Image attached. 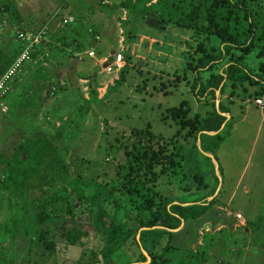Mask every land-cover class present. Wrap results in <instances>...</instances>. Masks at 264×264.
<instances>
[{
	"label": "rangeland",
	"instance_id": "obj_1",
	"mask_svg": "<svg viewBox=\"0 0 264 264\" xmlns=\"http://www.w3.org/2000/svg\"><path fill=\"white\" fill-rule=\"evenodd\" d=\"M124 1L17 0L23 17L19 26L2 20L0 13V49L10 55L21 48L16 35L19 31H38L50 22L51 30L59 32L71 26H61L60 21L55 24V20H60L56 13L75 17L77 35L88 47L54 65L57 71L54 76L64 78L67 88L56 97L46 98L39 85L33 83H28L24 92L15 88L8 101L9 111L0 110V152L10 154L23 137H32L33 127L48 136L60 130L56 145L63 163L89 196L99 184L117 179L123 154L116 138L148 123L155 133L170 138L178 125L163 118L167 107L189 100L191 115H204L211 106L193 94L191 84L201 55L198 45L210 46L217 39L210 40L205 34L157 18L129 16L122 7ZM98 35L100 38L96 39ZM121 48L123 62L116 68L113 64ZM88 50H94L95 56L89 57L85 53ZM249 61L255 65L253 71L257 66L254 54ZM106 63L112 65L111 70L104 67ZM124 66L129 69L126 80L106 94ZM92 88L97 89L99 100L88 108L85 100ZM258 89L257 85L245 82L232 93L229 87L224 96L217 93L215 100L210 99L227 106L232 116L216 158L208 156L194 137L184 139V132L178 136L180 165L161 176L156 188L182 202L215 191L208 199H215L213 206L221 207L209 211L204 221L192 219L175 230L171 243L179 248L178 258H187L186 254L192 252L196 264L202 258L203 264H264V108L255 104ZM260 97L264 100V94ZM68 122L71 123L66 126ZM202 141L206 148L212 145L213 138L203 136ZM58 188V181H50L42 190L32 189L29 194L38 198ZM15 200L9 191H0V252L5 244L29 242L22 234L14 242L10 237L9 221L12 213L18 211ZM236 213L242 218L237 219ZM260 218L262 222H257ZM86 219V213H79V223ZM240 220L248 222L247 228L235 226ZM210 221L211 227L207 229L205 224ZM139 237L138 234L136 240ZM146 239L155 246L156 236L149 235ZM136 240L131 238L112 258L125 263L140 260L141 251L146 256V250ZM104 241L99 231L88 240L102 245Z\"/></svg>",
	"mask_w": 264,
	"mask_h": 264
},
{
	"label": "trees",
	"instance_id": "obj_2",
	"mask_svg": "<svg viewBox=\"0 0 264 264\" xmlns=\"http://www.w3.org/2000/svg\"><path fill=\"white\" fill-rule=\"evenodd\" d=\"M122 7L129 16L157 18L205 34L210 40L212 37L217 39L210 46L198 45L197 51L201 55L191 84L193 94L211 106L204 115H191L189 100L167 107L163 118H170L178 125L170 138L155 133L149 123L145 127L132 128L120 139L116 138L123 154L117 179L99 184L90 196L80 182L71 177L66 163H63L56 145L61 131L48 136L45 131L33 127L32 137H23L10 154L0 152V191H9L14 196V206L18 210L12 213L9 221L10 237L14 242L20 234L29 236L32 226L35 235L30 242L49 243L53 241L52 237L59 236L65 242L79 243L87 235L82 230H98L108 245L107 257H113L118 248L131 238L136 240L139 234L136 242L149 253L151 260L148 264H196L192 261V252L186 254L187 258H178L179 248L171 243L173 233L180 228L182 221L188 222L207 213L215 203V199L209 201L208 198L215 191L182 202L158 190L157 182L180 165V146L176 142L182 132L184 139L194 137L195 141H200L204 152H210L216 158L227 132L228 122L223 113L230 112L221 103L217 106L216 101H210L216 99L217 93L224 96L229 87L232 93L238 85L249 82L259 87L256 98L264 94V3L263 0H125ZM0 13L2 20L17 26L22 23L17 0H0ZM76 25L75 21L66 25L71 26L68 29L49 31V41L32 53L39 59L38 63L31 70L29 67L22 82L14 84L13 91L18 87L24 92L25 86L33 83L39 85L46 98L56 97L67 88V84L60 87L55 96L49 92L50 84L59 79L54 76L57 74L54 65L58 60L70 58L72 53L85 51L88 47L77 35ZM21 43V48L13 55L0 49V74L19 56L24 47ZM252 54L257 63L253 71L251 69L255 65L249 61ZM44 62H48L50 67L44 66ZM128 72V66L119 69L118 78L106 94L113 86L123 83ZM11 94L12 91L6 98L7 104ZM97 99V89H90L89 98L85 100L88 108ZM203 136L213 138L212 145L203 148ZM50 181L59 182L56 192L38 198L30 196V190H42ZM79 213L87 214L86 221H77ZM257 222H262V219ZM149 235L157 237L155 246L146 239ZM203 251L205 249L200 254L203 255ZM138 258L147 260L142 251ZM199 264H203V258Z\"/></svg>",
	"mask_w": 264,
	"mask_h": 264
},
{
	"label": "flooded vegetation",
	"instance_id": "obj_3",
	"mask_svg": "<svg viewBox=\"0 0 264 264\" xmlns=\"http://www.w3.org/2000/svg\"><path fill=\"white\" fill-rule=\"evenodd\" d=\"M82 231L87 235L79 243L65 242L62 237L55 236L49 243L29 241L5 244L0 252V264H148L147 260L119 263L116 259L107 257V244L88 242L98 230ZM33 232L34 230H29L27 240L34 238Z\"/></svg>",
	"mask_w": 264,
	"mask_h": 264
},
{
	"label": "built area",
	"instance_id": "obj_4",
	"mask_svg": "<svg viewBox=\"0 0 264 264\" xmlns=\"http://www.w3.org/2000/svg\"><path fill=\"white\" fill-rule=\"evenodd\" d=\"M55 16H59L60 25L66 26L75 22V17L69 14L59 15L58 13ZM51 30L50 22H46L38 31H19L17 33L19 40L23 43L24 47L19 54V56L13 61L11 66L2 74H0V110L2 112H7L8 104L6 98L8 94L13 91L14 84L22 82L23 76L28 73L29 67L38 63L37 58H34L32 53L33 51L41 44H46L49 41L48 33ZM91 31V30H90ZM100 36H96V39H99ZM123 48L120 49V52L116 54V59L114 66L120 68L123 62ZM89 57L95 56L94 50H88L85 52ZM80 55V53H78ZM44 66L50 67L48 62L43 63ZM108 70L112 69V65L107 66ZM67 81L64 78H60L57 81H53V84L49 86V92L51 96H55L58 89L62 86H65ZM255 104L261 109L264 108V100L262 98H256ZM236 218L241 219L242 216L240 213H236Z\"/></svg>",
	"mask_w": 264,
	"mask_h": 264
},
{
	"label": "crops",
	"instance_id": "obj_5",
	"mask_svg": "<svg viewBox=\"0 0 264 264\" xmlns=\"http://www.w3.org/2000/svg\"><path fill=\"white\" fill-rule=\"evenodd\" d=\"M60 20H55V24L56 23H58ZM54 24V25H55ZM51 29H52V26H51ZM52 31V30H51ZM164 57H166V56H164ZM261 98V97H260ZM203 102H204V100H202ZM218 102H216V105L218 106V104H217ZM225 107H227V106H225ZM225 116H226V120H227V122H229L230 121V119L232 118V116H231V113L229 112V113H223ZM227 114H229V116H227ZM211 133V132H210ZM207 134H209V133H207ZM216 134V133H215ZM213 135V134H212ZM198 142H199V140H198ZM199 144H200V142H199ZM208 156H210V155H213L212 153H210V152H207L206 153ZM214 156V155H213ZM211 197H209V199H210ZM208 199V200H209ZM221 207L219 206V205H215V206H213L212 208H210L209 210H208V212L210 211V212H212L213 211V209L215 210V209H220ZM208 212L207 213H205V215H203V216H201V217H199V218H197V220H202V221H204V219L207 217L206 215L208 214ZM215 212V211H214ZM246 220H243V221H241L240 220V223H236L235 224V226L236 227H241V228H247V224H246ZM185 223V222H184ZM248 223V222H247ZM206 225V227H207V229H209L210 227H211V221L210 222H208V223H206L205 224ZM177 231V230H176ZM176 231L174 230V233H176ZM180 231V230H179ZM178 231V232H179Z\"/></svg>",
	"mask_w": 264,
	"mask_h": 264
},
{
	"label": "water",
	"instance_id": "obj_6",
	"mask_svg": "<svg viewBox=\"0 0 264 264\" xmlns=\"http://www.w3.org/2000/svg\"><path fill=\"white\" fill-rule=\"evenodd\" d=\"M105 66H107V63L104 64V67H105ZM217 104H218V103H217ZM206 133H209V134H215L216 132H211V133H210V132H206ZM210 156L213 157V155H210ZM183 224H184V221H182V225H183ZM182 225H181V226H182ZM144 252H145V254H146V256H147V260L150 261V259H149L150 257L148 256L147 252H146V251H144Z\"/></svg>",
	"mask_w": 264,
	"mask_h": 264
}]
</instances>
